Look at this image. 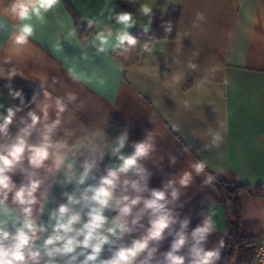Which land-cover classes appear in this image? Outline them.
Listing matches in <instances>:
<instances>
[{"label": "crops", "instance_id": "1", "mask_svg": "<svg viewBox=\"0 0 264 264\" xmlns=\"http://www.w3.org/2000/svg\"><path fill=\"white\" fill-rule=\"evenodd\" d=\"M17 3L28 0H0V79L22 82L17 107L10 86L0 84V125L9 110L13 113L0 131V153L6 155L19 138L25 151L6 173L12 189L0 220L15 234L25 219L23 209L31 207L28 218L45 230L36 242L41 255L29 264H68L73 255L72 264H82L91 254L89 248L78 255V247L49 257L43 245L61 206L69 208L65 219L79 215L75 229L88 223V213L98 207L89 189L100 187L110 171L117 176L113 185H104L112 198L97 230L108 242L89 264L112 260L149 237L152 222L163 214L146 207L154 191L164 192L158 203L170 223L159 239H147L132 264H172L169 253L194 264L197 257L185 245L173 248L178 239L170 226L194 250L221 255L227 215L213 178L250 185L252 194L242 201V232L255 241L264 238V0H59L29 20L13 11ZM172 11L179 12L175 36L149 42L152 13L168 17ZM124 12L132 16L127 28L116 19ZM25 24L33 32L17 43ZM108 30L113 35L101 52L95 37ZM120 32L136 44L118 45ZM30 86L35 91L27 94ZM44 143L48 157L34 166L30 149ZM140 143L150 146L147 154L135 169L120 172L121 157L133 155ZM198 164H203L199 172ZM33 181L39 182L35 202L14 201L15 192ZM126 206L130 211L124 214ZM114 222L124 230L109 232ZM206 224L208 232L195 234ZM225 264L240 263L234 256Z\"/></svg>", "mask_w": 264, "mask_h": 264}, {"label": "clouds", "instance_id": "2", "mask_svg": "<svg viewBox=\"0 0 264 264\" xmlns=\"http://www.w3.org/2000/svg\"><path fill=\"white\" fill-rule=\"evenodd\" d=\"M59 0H28V3H17L13 6V11H18V15L23 20H29L32 15L37 17H42V12H47L49 9H52ZM150 11L149 7L144 6L143 12L147 14ZM117 22L122 24L125 28L130 27L132 24L131 14L124 12L119 14L117 17ZM91 21L89 24L91 25ZM33 32V28L30 24H25L21 28L20 35L17 36V43H24L28 36ZM113 33L108 31H100L94 42H98V47L101 52L106 50V46L109 44L110 39L112 38ZM117 44L122 45L125 41L129 45H135L136 40L129 36L126 32H120L115 37ZM13 113L9 110L8 116L5 118L4 124L0 125V131H4L9 123H11ZM33 123L36 122L37 117L33 115ZM25 134L27 131L25 130ZM47 141L48 137H44ZM48 147L47 143L42 144L39 147H32L30 151L32 155L30 157V162L34 166H40L45 159L48 157ZM120 147H123V139L121 140ZM149 145L146 143H140L136 145V150L133 155L129 157H121L123 163L119 167L120 172H127L129 169H135L137 165V160L140 157H143L147 154L149 150ZM25 151V140L19 138L15 144L7 149V154L0 153V196H3V199H0V207H4L5 201L8 197V191H11L12 185L10 177L6 174L12 167L22 158V154ZM119 151V149H116ZM203 169V164L196 165L197 172ZM117 176L116 171H110L108 177L102 180V185L95 189H89L94 194L91 197L92 201H95L98 204V207H93L92 210L88 213L89 221L85 223L82 228L75 229L74 225L79 221L80 217L78 214H73L67 219H65V214L69 212L67 206H61L57 213L52 214V218L56 220L55 226L53 228V235H51L44 242V253L45 255L52 257L56 254H70L74 253L78 247L82 248V251L78 255H84L83 250L91 248V254L87 255L85 260L82 261V264H89L90 261L95 262L98 255L102 250V246L108 242V237L98 233V229H101L106 221V218L103 215V209L109 207V202L112 198V194L109 188L104 185L111 186L114 184V180ZM87 177V171L80 178V183L84 182V179ZM186 181H182L184 183ZM39 182L33 181L29 188H20L14 194V201L19 202L20 204L31 205L35 202L33 193L38 187ZM153 199L146 202V207L152 208L154 211H159L163 208L162 204H159V200L164 199V192L154 191L152 193ZM125 199H127L125 197ZM71 201V198H70ZM137 200H133L132 204H136ZM5 212L7 209H4ZM25 213V219L22 222L20 227L16 228L15 235L10 236L9 231L7 230L8 221L0 220V264H29L30 261H38L41 253L40 250L36 251L29 250L27 256L24 252L25 246L29 245L30 240H34L37 225L28 218L31 215V207H26L23 209ZM130 211L129 207H124L121 209V212L127 214ZM115 223L114 228H109L108 231L115 234V229L120 228L124 230V225L120 223ZM170 218L167 214L160 215L155 221L152 222V229L150 230L149 237L147 239H159L164 229L169 226ZM43 232L45 229L43 226H40L39 229ZM75 236L68 235L69 233L74 232ZM209 231V226L206 224L203 228H197L195 234H203ZM83 236L82 240H78L76 237ZM201 238L202 235H201ZM11 239L13 243L7 245L5 242ZM147 239L143 241H137L131 248L121 249L115 255V258L108 261H100V264H132L133 259L136 257L137 253L147 247ZM96 241L93 243V241ZM183 236L175 242L173 245L174 249H179L184 244ZM197 259L194 264H210L212 258L216 255L215 252H206L201 255L199 252L195 253ZM169 259L172 261V264H183V257L173 256L169 253ZM76 260V256L73 255L71 260L68 261V264H72ZM46 264H53L51 260L47 261Z\"/></svg>", "mask_w": 264, "mask_h": 264}, {"label": "trees", "instance_id": "3", "mask_svg": "<svg viewBox=\"0 0 264 264\" xmlns=\"http://www.w3.org/2000/svg\"><path fill=\"white\" fill-rule=\"evenodd\" d=\"M150 17L153 27L146 36L149 42L162 36L169 38L175 36L176 25L179 17L178 11H172L168 17H164L156 13H152ZM160 60L162 68H164V59L161 58ZM21 83L22 82L19 81L14 82L0 79V84L10 86L12 93L16 98V107L19 106L17 99L19 97V87ZM34 91L35 88L33 86L24 89V92L27 94H32ZM213 184L218 190L221 200L226 208L228 239L222 254L217 257H213L210 264H225L227 261L234 258V256H237V260L240 264H253L256 241L243 234L241 217L243 198L246 194H252L250 185L245 183L229 184L216 178H213ZM161 210L163 214H165L164 206ZM170 230L179 240L181 235H179L175 228L170 226ZM183 245L194 253L198 252L191 248L186 242H184ZM199 253L203 255L201 252Z\"/></svg>", "mask_w": 264, "mask_h": 264}, {"label": "built area", "instance_id": "4", "mask_svg": "<svg viewBox=\"0 0 264 264\" xmlns=\"http://www.w3.org/2000/svg\"><path fill=\"white\" fill-rule=\"evenodd\" d=\"M39 229H40V227L37 226V231L35 234L36 238L34 240H30L29 245L25 246V248H24L25 253H28L29 250L36 251V242H37L38 236L40 234ZM12 235H15V234L10 233V236H12ZM5 243L7 245H11L13 243V241L11 239H9ZM255 246H256V249H255L253 264H264V238L257 240L255 242Z\"/></svg>", "mask_w": 264, "mask_h": 264}]
</instances>
